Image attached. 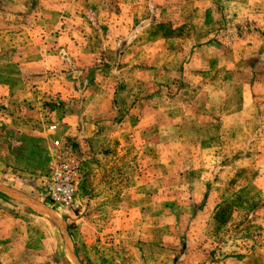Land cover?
I'll use <instances>...</instances> for the list:
<instances>
[{
  "label": "rangeland",
  "instance_id": "1",
  "mask_svg": "<svg viewBox=\"0 0 264 264\" xmlns=\"http://www.w3.org/2000/svg\"><path fill=\"white\" fill-rule=\"evenodd\" d=\"M0 264H264V0H0Z\"/></svg>",
  "mask_w": 264,
  "mask_h": 264
},
{
  "label": "built area",
  "instance_id": "2",
  "mask_svg": "<svg viewBox=\"0 0 264 264\" xmlns=\"http://www.w3.org/2000/svg\"><path fill=\"white\" fill-rule=\"evenodd\" d=\"M49 130L54 134L57 126L49 125ZM54 146L59 145L57 139L53 140ZM52 162L47 170L39 176L38 181L44 198L52 205H60L75 211L79 207L77 200L76 167L65 161H61L57 154H53Z\"/></svg>",
  "mask_w": 264,
  "mask_h": 264
}]
</instances>
